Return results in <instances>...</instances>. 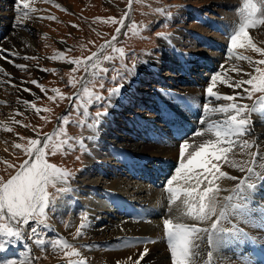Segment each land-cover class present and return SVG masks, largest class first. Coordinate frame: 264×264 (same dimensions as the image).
Instances as JSON below:
<instances>
[{
  "label": "rangeland",
  "instance_id": "obj_1",
  "mask_svg": "<svg viewBox=\"0 0 264 264\" xmlns=\"http://www.w3.org/2000/svg\"><path fill=\"white\" fill-rule=\"evenodd\" d=\"M15 4L16 0L11 2L9 7L3 4L2 7L0 6L1 26L4 27L7 20L9 23L8 27L4 28L2 36H0V46L6 48L10 53L13 51L18 53V56H12L9 54L8 58L17 64L25 65L26 70L18 69L14 67L13 63H11L6 69V72L11 75V83L8 82V77L5 73L0 72V81H4L3 83H0V177L6 179L9 174L13 172V169L7 168V164L18 166L28 158L23 151L13 148L12 145L14 143L28 146L29 139H42L46 134L53 136V140L56 142L74 137L75 139L70 142L76 145V150L69 151L67 155H64L61 152L57 153L55 156L48 155L46 157L49 163L56 164L61 169L70 171L72 175L69 177L67 185L57 183V187L66 186L70 190L64 193H56L55 203L50 205L47 210L46 223L48 227L41 228L40 230L41 235H43L45 240L43 247H37L32 240L28 238L32 226L30 224L28 228L24 229V235L22 237H0V239H6L8 242L6 249L0 252V261H15L16 264H29V262H32V264H68L70 260L73 262L76 261L80 255L69 258L63 255L64 251L75 250L80 253L85 247H87L85 246V243L86 245H89V243H93L96 240L97 242H102V239L96 238L102 236L101 234H103L102 232L104 228L109 227V232L106 233V235L116 234L115 232L120 230L115 229L114 231L113 227L115 225L119 226L118 222L125 221L127 218H133L124 213H119V209H136L139 212L138 214H140V217H134L135 220L139 221H132L135 224L143 222L146 225L148 223L147 221L156 224L165 219L167 215H171V213L168 212L169 195L166 192L167 180L175 174V169L179 166L180 160L168 162L167 157L165 158V156H160L162 158L159 159L156 152L151 150L149 151V154H154V156L157 157L152 161H148L144 164L141 163V157L145 153H136L133 150V146H135L137 140H135V136L132 137L133 135L130 133V130L132 131V128L136 127L130 123V120L132 122L135 121V123L142 122L144 119L140 118L138 115H141L142 113V115H145L144 111L149 109L152 104L157 103L155 94L157 92L162 93L161 90L163 88L172 90L169 91L171 92L169 95H177L173 93V90L182 92L186 87H198L197 84L195 86L193 83L186 84L181 81V76H189L191 73L195 72L193 77H202L208 82L211 79L210 76L217 73L218 70L220 71L221 69L220 72H222L221 66L224 64V60H229L230 63V60H233L234 63L238 62L235 59H229L227 51L220 60H213L215 62L217 61L216 64L219 65L217 66V69L213 68V70H211V66L209 65L210 62L204 61L203 64L192 65V69L189 73L183 74L177 67V64H181L182 60L173 56L182 51V53L188 54L187 50H190L192 47L200 51L211 50L212 53L218 51L216 48L204 47V43L201 42L198 45V36H194L190 30L202 33L203 36L205 33V37L208 36L209 38H212L214 35H219V40L224 43L226 42L225 45H227L228 49L230 46L228 38L231 33L226 34L223 31L227 29L229 22L240 23L242 21L243 17L241 9L243 7V0H133L131 8H129L128 0H53L51 3L43 2V0H36V3L33 6L38 9V13L35 12V14H31V20H29L30 18L26 19L22 25L19 26L15 23L17 16ZM56 4H59L61 7L57 8L55 6ZM62 9H66L67 11ZM10 11L16 14V16H13L12 19L10 18L9 20L6 18V13ZM125 11L130 13L129 17L125 20L126 28L121 30V34L115 43L117 47L125 50V63L129 66H131L133 62L136 63L133 74L124 81V85L126 82L135 79L136 88L138 89L137 91L142 96H137L138 93L134 94L131 88H127V85L131 84L128 82L121 94L132 91L130 94L134 95H131L132 97L126 101H123L124 98H122L124 94H119L113 98L111 104L115 99L117 102L121 103V105L123 104L124 107H122L124 109L120 110L121 105L118 107L117 104L115 107L112 105L114 108L111 111V106L109 107L107 105L95 103L91 105L88 104L89 97L83 91L85 87L84 82L81 81L77 83L74 88L69 86L68 81L70 77L74 76L79 81L80 77L85 75L83 69L73 73L71 71L73 65L67 63L66 60L61 59L53 61L50 57L61 52L64 53L67 59L83 58L91 55L92 52L98 50L101 44L106 40H111L112 36L116 34L115 29L116 27H119V25L106 21H108L109 18H116L119 20L124 16ZM232 12L234 13V16L230 20L229 15L232 14ZM198 14L204 20V24L201 23L202 20L197 16ZM40 16H52L55 19H37V17ZM209 17L210 21L212 20L209 24H212L213 27L207 29V19ZM97 18H99V20ZM213 21H215V23H212ZM217 23L218 26L215 25ZM73 25H76L77 27H73ZM133 25H135V27H133ZM193 25L196 28L191 29ZM201 27L203 31L201 30ZM125 31L128 32L127 36L124 35ZM208 32L209 34H207ZM249 33L250 37L254 38V42L258 46L264 48V43H262V41H264V26L250 29ZM174 34H178L180 43H186V46L183 47L182 45V48L180 47L182 51L179 53L178 51H175L174 48H164L161 45V40L163 38H167L170 35L173 37ZM193 37L196 38L193 39ZM189 42H194V44L191 45ZM179 46L180 45L177 47ZM26 56L36 57V59L26 60L24 59ZM188 57L195 62V58L191 55L188 54ZM261 58L264 57L259 55V59ZM152 60L159 61L163 67L159 71H152L149 62H147ZM141 62H143L142 66H145L144 69L141 66ZM236 65L241 69L244 68L240 61ZM104 66L111 67L109 64H105ZM260 67H264V65H261ZM43 69H47V71H44ZM141 69L143 71H141ZM246 71L248 73L252 72V66L250 65V68ZM165 74L168 75L165 76ZM222 74L225 75L226 73ZM111 75L112 74L109 73V78L105 81V87L103 90L94 89L91 84H88L89 92L94 93L99 90L105 97H107V89L113 87V84L110 82ZM186 76L183 78H186ZM140 77L141 82H139ZM241 77L243 76L240 75L238 80ZM86 79L90 80L91 77L88 76ZM32 80H37L48 91L46 93L41 92L36 85L30 83ZM124 85L120 91L124 88ZM134 86L135 84L133 87ZM244 87L248 88L249 86L245 85ZM23 88H29L31 94L29 92H24L22 90ZM51 89H58L65 97L76 94L80 99H74L71 103L67 98L63 100L57 99L56 101L49 100L48 97L54 94ZM236 90L239 92V89ZM202 91L203 90H201V92ZM237 91L232 94L225 93L227 95H234L238 93ZM239 93H242V89ZM187 94L190 95L189 93ZM260 95L261 94L257 93L253 97V100ZM37 97H39V99H37ZM150 98L154 100V102L151 101ZM207 98L208 97H206V99ZM28 99L29 101L34 102L36 107L40 109L39 114L20 102ZM243 100L247 105L251 104V100L247 98ZM126 102L132 103L125 104ZM217 103H219V101H217ZM102 107H107V112L111 111L109 115L113 118L112 121H114L115 126L110 127L105 124L108 128L104 127L99 130L103 133H105L103 131L104 129H106L108 133H111L109 131L115 130L114 134L117 132L119 135H122L121 137L114 136L116 137L115 142L116 140H120L115 144L118 146L125 144L124 147L117 146L113 150L106 149L105 147L103 153L106 155L113 153L123 156L131 153L134 156L133 162H120L118 164L119 166L116 167H105L102 165V162H97L96 164L98 167H95V165L93 166L92 164L97 157L92 156L90 152L93 147H98L100 144H94L92 146V142L85 139L84 142L89 151L82 152L79 149L78 141H80L81 138H87L88 136H93L92 134L98 133V129L95 127L94 123L95 114L97 111H103L104 109ZM45 109H48V111H45ZM192 109L187 107L184 110L189 112ZM85 110H87V116L84 114ZM118 111L120 112L118 114L119 116H116ZM263 114L264 113L261 112V109L252 113L253 116H262ZM115 116L116 118L114 120ZM61 117H66L67 123L62 121ZM128 117L130 119H128ZM15 121H20V123L17 124ZM5 122L9 125L8 127L6 125L3 126ZM149 122L151 124L160 123L161 119L151 118ZM90 123L93 124L91 129L88 128V124ZM143 123H146V121H143ZM100 124L103 125V117ZM24 125H27L28 127H24ZM116 125H118L117 128H115ZM256 125L258 126V124ZM198 127L200 128L201 126ZM7 128H12V131H7ZM162 130L165 129H154L153 133L157 134L155 131L162 133ZM253 130L255 131V129ZM166 135L171 136V133L166 132ZM19 137H24L25 139L21 140ZM111 138L112 137H110V139ZM187 139H189V137H185L183 142L187 141ZM111 140H113V138ZM176 147L179 148L178 145H174L175 150H177ZM77 157H79V159H77ZM126 167L131 169L129 173L127 172ZM106 168H109V174H102V172L100 174V172H98L99 169L103 170ZM262 168L260 174H264V167ZM133 170H135L136 173L132 174ZM167 171L170 172L167 173ZM165 173L167 175H163ZM230 173L233 174L231 171ZM149 176L150 179H147ZM233 176L238 178V175L236 174H233ZM244 177H250V175H245ZM244 177L242 180L245 179ZM154 178L155 180L153 181ZM158 178H160V182L155 185L156 179ZM76 179L83 180H80L83 186H87L92 182L97 183L98 187L93 189V185L90 184L88 188H85L80 186V184L76 182ZM225 179H221L217 182L220 188L222 184L230 185L227 187L224 186L222 193L230 189V187H232L237 181ZM250 181L255 187L257 186L256 190L260 187L258 190L262 191L260 192L262 193L260 194V197L263 199V204H261L259 208L263 210L264 181H261V186H258V176L256 175H251ZM113 183H117L116 189H109L108 186ZM145 185H147V187ZM104 189L108 194L101 191ZM48 191L50 193H55V189L51 187H49ZM156 191H158V193ZM242 193L239 195L243 198H246L249 195L247 191H245L246 195ZM96 194L101 195V197H98ZM109 194L113 196L112 199H109ZM94 198L100 199L94 201ZM218 199L221 198L218 197ZM102 202L103 204L101 206L97 205V203ZM105 210L110 211L105 212ZM85 214L88 217L87 223L89 226L84 229L83 235L77 237L76 229L80 226L81 219ZM115 214L117 215L115 216ZM118 214L121 218L118 217ZM171 217L169 216V218ZM113 219L116 223H112ZM102 220L109 221L101 224ZM98 222H100L101 226H97ZM160 224L162 225V223ZM137 226L138 225H134V228L130 229L135 230ZM91 228H94L95 231H91ZM96 229L99 231H96ZM119 236L120 233H117V237ZM126 236L131 235H128L127 233L121 235L120 240L122 243L129 241ZM57 239L73 245V249H53L50 246L49 241L56 242ZM159 243L161 244V246L158 245L160 249L166 251L165 243L163 241H155V244ZM98 246L105 248L102 243H99ZM29 249H31V252H29ZM9 252H13L14 254L6 257L5 254ZM37 257L38 259H36ZM112 258L114 257L108 256L106 260Z\"/></svg>",
  "mask_w": 264,
  "mask_h": 264
},
{
  "label": "snow or ice",
  "instance_id": "obj_2",
  "mask_svg": "<svg viewBox=\"0 0 264 264\" xmlns=\"http://www.w3.org/2000/svg\"><path fill=\"white\" fill-rule=\"evenodd\" d=\"M43 2L51 3L53 0H43ZM36 0H16L15 8L17 12L15 23L22 25L23 21L30 18L31 13L38 11L33 5ZM133 0H128L129 8ZM57 8L61 6L55 5ZM67 11L66 9H62ZM163 11V10H162ZM242 21L233 34L230 35V46L228 48V58L237 61H245L252 66L253 71L250 73H243V69L233 64L231 68L224 69L225 72H235L237 74L248 75V79L234 80L231 76H223L221 72L211 76L210 82L206 88V96L209 98L204 107L205 114L220 115L223 119L211 120L207 126L193 135V142L185 141L179 146L180 163L175 169V174L167 180L166 192L169 195L168 212H177V215L171 218L163 219V233L167 238L168 247L170 249L171 264H198L201 259V244L198 241H204L207 237L208 251L206 253L207 260L203 264H213L214 253L212 251V236L214 234H227L235 232L238 227L232 223L229 218L234 215V209L238 207V203L231 204L233 197L226 196L222 200L218 199L220 192L223 191L218 186V181L221 179H230L236 181V176H230L227 172L221 170L223 164L236 168L238 165L233 162L231 155L234 154L235 149L239 148L241 152L245 149L254 147V144L248 140H241V137L247 135L248 126L251 123V115L260 108H264V58L254 60L251 55L245 54L246 52L257 53L264 57V48L258 46L254 42V38L250 37L249 30L264 26V0H243V7L241 9ZM130 13L125 11L124 16L119 20L116 18H109L106 22L118 24L119 27L115 29V35L111 40H106L101 44L97 51L92 52L91 55L83 58L67 59L64 53H58L50 57L53 61L64 59L67 63L73 65L71 71L73 73L83 69L85 75L80 77L78 81L74 76L69 78L68 84L70 87H76L79 82H84V93L88 95V104L91 105L101 104L111 106L113 98L119 95L120 89L124 85L131 74H133L136 63L133 62L131 66L124 62L125 50L116 46L121 30L126 28L125 20L129 17ZM37 19H55L52 16L37 17ZM99 20V18H97ZM73 27H77L73 25ZM135 27V25H133ZM124 35L127 36L128 32L125 31ZM264 43V41H262ZM237 49L244 50L243 52L235 51ZM8 51L7 49L0 48V59H7L2 53ZM10 55L18 56L15 51ZM26 60L36 59V57L26 56ZM14 67L26 70L23 64H17L14 61ZM105 64L111 67H105ZM223 69V65L221 66ZM47 71V69H43ZM0 72H4L8 77V82L11 83V75L5 69L0 67ZM111 73L110 82L113 87L107 89V97L101 91L105 87V81L109 78ZM88 76L91 79H86ZM4 81H0L3 83ZM31 84L36 85L41 92L48 90L43 87L37 80L30 81ZM88 84H91L94 89H99L94 93H90ZM217 85H226L231 88L235 93L236 89H242V93L234 95H225L214 90ZM248 85V88L244 86ZM24 92H29V88H23ZM54 93L48 99L56 101L57 99L63 100L67 98L71 103L74 99L79 100L80 97L76 94L73 96L65 97L58 89H51ZM261 94L253 100L257 94ZM34 95V94H33ZM253 100L252 105L240 104L236 101L238 99ZM39 99V97H37ZM225 100L230 103L218 104L214 107L210 106L212 101ZM24 105L35 110L38 114L40 109L32 101H20ZM103 111H97L95 114V127L98 129L102 117L107 113V107H102ZM48 111V109H45ZM19 114V113H18ZM88 115L87 110L84 113ZM43 118V117H41ZM61 120L67 123L66 117H61ZM19 124L20 121H15ZM24 127H28L24 125ZM93 124H88V128H92ZM11 132L12 128H7ZM199 142L195 137H205ZM94 136L81 138L78 141L79 149L82 152H88L89 149L84 140L92 142ZM21 140L24 137H19ZM74 137L69 139L60 140L56 142L53 136L45 135L42 139H29L28 146L20 143H14L12 146L15 149H20L28 157L20 165L7 164L8 169H13L8 178L0 177V237H22L24 229L28 228L31 224L29 231V239L37 247H43L45 240L41 235V228L48 227L47 210L50 205L55 203V194L64 193L70 189L66 186L57 187V183L67 185L69 177L72 173L66 169H61L56 164L49 163L46 157L48 155L55 156L57 153L67 155L69 151H75L76 145L71 143ZM191 149V151H189ZM187 153V154H186ZM252 160H256L260 156L259 152L249 153ZM79 159V157H77ZM241 172H253V168L245 169L239 166ZM264 179V177H258ZM250 181V177H245L240 180L236 187L231 191L239 198L240 193L244 191L245 186L248 189H253L255 185ZM180 185V187H173V185ZM49 187L55 189V193L48 191ZM179 202V203H177ZM175 206V209L173 208ZM188 217L195 221L207 224L206 227H198L195 224H188L180 222L182 218ZM88 217L85 214L80 226L76 229V236L79 237L84 234V229L89 225L87 223ZM175 221V222H174ZM225 223L230 225L226 227ZM7 240L0 239V252L4 251L7 247ZM139 243H155V241H137ZM53 249H73V245L66 241L56 242L49 241ZM150 249L144 247L142 251L137 254V258L129 256L124 261H116V264H141V261L149 254ZM31 252V249H29ZM65 257L79 256L78 251H64ZM38 259V257L36 258ZM0 264H16L15 261H0ZM32 264V262H29ZM69 264H87L85 259L78 261H69Z\"/></svg>",
  "mask_w": 264,
  "mask_h": 264
},
{
  "label": "bare ground",
  "instance_id": "obj_3",
  "mask_svg": "<svg viewBox=\"0 0 264 264\" xmlns=\"http://www.w3.org/2000/svg\"><path fill=\"white\" fill-rule=\"evenodd\" d=\"M13 1L14 0H0V6L2 7V4H3L7 7H9L11 5V2H13ZM31 14H33V13H31ZM31 14H30V16H31ZM13 16H16V14L12 13V11L6 13V18L9 20H10V18L12 19ZM197 16H199V14ZM233 16H234V13L232 12V14L229 15L230 20ZM31 18L29 20H31ZM199 18L202 20V21L200 20L201 23L204 24V20L202 19V17L199 16ZM205 18H207V17H205ZM34 20H36V19H34ZM207 21H208V25L207 26L205 25V26L207 27V29H210V27H213L212 24H209V22H211L212 20L210 21V17H209L207 19ZM212 23H215V21H213ZM8 25H9L8 20L4 24V27L1 26V24H0V36H2V34L4 32V28L8 27ZM215 25L218 26V23ZM238 25H239L238 22L233 23L231 21V23L230 22L228 23L227 29L223 32L226 34H230V33L233 34L234 31L236 30V28L238 27ZM194 28H196V27L193 25L191 27V29H194ZM201 30H202V27H201ZM211 30H213V29H211ZM220 30H221V28H220ZM190 32L193 33L194 36H198V40H197L199 42V43H197L198 45L201 42V43H204L203 44L204 47L206 46V48H216L218 51L212 53L211 50L200 51V50H196L194 47H192L190 50H187V52L189 55H191L193 58H195V62H193V60H191L188 57L187 53H182L183 51L180 49V47L182 48V45H183V47L186 46V43L182 44L179 42L180 39L178 37V34H174L173 37H171V35H170L167 38L166 37L163 38L161 40V45L164 48L165 47L174 48V50L178 51V53L182 51L181 53L173 56V57H177L179 60H182L181 64H179V65L177 64L179 71L182 72L183 74L189 73V71L192 69V65L203 64L204 61L210 62L209 65L211 66V68H210L211 70H213V68L217 69V66H219V65L216 64L217 61L215 62L213 60H216V59L220 60L225 55V52L228 51L227 45H225L226 42L224 43L221 40H219V35L218 36L214 35L212 38H209L208 36H206V37H208V38H206L205 33L203 36L202 33L196 32L195 30L194 31L190 30ZM223 32H222V34H223ZM207 34H209V32ZM180 35H181V33H180ZM230 35H229V37H230ZM221 36H223V35H221ZM194 38H196V37H193V39ZM224 41H226V40H224ZM229 41H230V39L228 38V43H229ZM189 43L191 45L194 44V42H189ZM178 45H180V46L177 47ZM0 48L6 49L2 46H0ZM169 51H166V52H169ZM235 51L243 52L244 50L237 49ZM9 54H10V51H6V52L2 53V55L6 56L7 59H0V67H2L5 70L11 64L8 62V61H11L8 58ZM245 54L251 55L254 60L259 59V54H257V53L246 52ZM196 58H197V60H196ZM230 61H231V63L229 62V60H224L221 75H223V76H229L230 75L234 80H238L240 75L243 76L240 79H248L249 78L248 75L243 74V73H248L246 70L250 68V65L245 61H240L242 63V66H244L243 73L237 74L235 72H230V71L225 72L224 69H229V68H231V66L233 64H237L239 62L238 61L237 63H234L233 60H230ZM147 62H149L152 71H159L163 67L162 64L159 63V61L152 60V61H147ZM142 63L143 62H141V66H142ZM170 67H172V66H170ZM142 68L144 69L145 66H142ZM141 71H143V70L141 69ZM220 71H221V69H220ZM222 73H226V74L224 75ZM194 74H195V72L191 73L189 76L184 75L183 77L186 76V78H183L181 76L180 80L185 82L186 84L193 83V85H195V86L197 84L198 87H193V88H190L191 86L186 87V88H184V91H182V92H178L177 90H173V93H175L177 95H169L171 93L169 91H172V90L163 88L161 90L162 93L157 92L155 94L157 103L152 104V106H150L149 109H146L144 111L145 115H142L143 113L141 115H138L140 118L144 119L143 121H146V123H143V121L140 123H135V121H133L134 122L133 123L130 120V123L136 127V128H132V131L130 130V133L133 135L132 137L135 136V140H137L135 146H133V150L136 153H138V152L142 153L143 152L146 154V155L143 154V156L141 157V159H142V160H140L141 163L144 164L148 161H152L157 156L159 157V159L162 158L160 156H165V158L167 157L168 162H173L174 160H176V161L180 160L181 158L179 156V148L176 147L177 150H175L174 145H178V147H179V145L181 143H183L185 137H189V139H187V141L189 143H192L193 142V136L192 135L203 130L207 126L208 122H210L211 120L223 119V117L220 115L205 114L203 106L205 105L206 101L209 99V98L206 99L207 96L205 94H206V88H207L210 81L207 82V80L205 78H202V77H199V78L196 77L195 78V77H193ZM167 75L165 74V76H167ZM142 76H144V75H142ZM189 77H191V78H189ZM156 78H157V76H156ZM133 81L132 80L128 81L131 84L127 85V88H129V89L131 88V90L134 92V94L138 93L137 94V96H138L140 94L137 91L138 89L136 88L135 79H133ZM128 82H126L125 85ZM139 82H141V77H140ZM134 84H135V86L133 87ZM125 85L119 94H121V92L125 89ZM201 90H203V91L201 92ZM214 90L220 92L221 94H225V95H227L226 93H229V94L234 93L233 90L231 88L227 87L226 85H217V87ZM132 91H130L129 93L124 92L123 93L124 95L121 94V95H123L122 98H124L123 101L128 100L130 97H132L134 95V94L133 95L130 94ZM235 91H237V90H235ZM240 91H241V89H239V92ZM186 92L189 93L190 95H188ZM241 94H243V93H241ZM140 96H142V95H140ZM23 97H26V96H23ZM150 100L154 102V100H152L151 98H150ZM28 101H29V99H28ZM236 102L240 103V104H246L243 99L242 100L238 99ZM252 102H253V100H251L250 105H252ZM129 103H132V102H129ZM129 103L126 102L125 104H129ZM227 103H230V102L225 101V100H221V101H219V103H217V101L213 100L212 104L210 106L214 107L218 104H227ZM117 104H118V107H120L121 103L117 102V100L114 99V102L111 104V107H112L111 111L113 110V108ZM21 106H23V105H21ZM122 106H123V104L121 105L120 110L124 109L123 108L124 106L123 107ZM187 107H190L191 109L194 108V109L187 112V110H184ZM116 109H117V107H116ZM260 109H261V112L264 113V110H263L264 108H260ZM111 111L107 112L106 115L103 116V125L100 124V126L98 127V131H97L98 133L92 134L94 136L93 140H92V146L94 144H96V145L100 144V145H98V147L95 146L92 148V146H91L92 151L90 148L91 155L94 157H97L96 159H94V163L92 164L93 166L95 165V167L96 166L98 167V165L96 164L97 162L98 163L102 162V165L105 167H114V166L116 167V166H119L118 164L120 162L131 163V162H133V159H134V156L131 153H128L126 156L113 154V153L107 154L108 155L107 156L105 153H103L104 152L103 149H105V147H106V149H110V150H113L115 147H117L118 145H116L115 143L119 142L120 140H116V142H115V138L122 136V135H119L117 132H116V134H114L115 130L109 131V132L113 133L114 135L111 133H108V131L106 129L103 130L105 133H103V132H101V130H99V129H103L106 126H110V127L115 126L114 121H112L113 118L109 115V113ZM119 111L117 112L116 116H119L118 115L120 113ZM116 116L114 117V120H115ZM151 118L152 119H156V118L161 119V122L151 124L149 122ZM128 119H130V118L128 117ZM105 124H106V126H105ZM161 124H163V125H161ZM256 124H258V126ZM5 125L7 127L9 126L8 124H6V122L3 124V126H5ZM10 126H11V124H10ZM117 126L118 125H116L115 128H117ZM198 126H201V127L199 128ZM106 128H108V127H106ZM154 129H156V130L165 129V130H162L163 131L162 133L155 131L157 133V134H155V133H153ZM166 129H169V130H166ZM253 129H255V131ZM147 130H148V132H147ZM149 131H150V133H149ZM166 132L167 133L170 132L171 136H167ZM115 135H116V137H114ZM106 137L108 138V140ZM110 137H112L113 140H111L112 138L110 139ZM207 138H209L208 135H206L205 137H195V140L197 142H199V141H201L203 139H207ZM241 140H248L249 142L254 144V147H252L250 149H245L243 152H241V150L239 148L235 149L234 154L231 155V159L233 160L234 163H236L238 165L236 168H233V167L229 166L228 164L222 165V167H221L222 171L227 172L230 176H233V174H236V175H238V179H237L236 183L232 187H230V189H228L226 192L222 193V191H221L220 196H219V198H221V200L223 197L232 196L233 199L230 203L231 204L238 203V207H236L234 209V215L229 217L232 220V223L238 227V230L235 232L227 233V234H214L212 236V251L214 253L213 264H264V209L261 210L259 208V206L261 204H263V199H261L262 197H260L261 196L260 194H262L260 192H262V191L258 190V188H260V187H258L256 190L257 186L254 187L253 189H248L245 186L242 194L246 195L245 191H247L249 195L246 198L241 197L239 194L238 195L240 198H238L231 191L232 189H234L236 187L237 183H239L240 180H242V178L245 175H247V176L250 175V177H251V175H256L258 177H264V174H260L261 168L264 167V114L262 116H253V115L251 116V123L248 126V133H247V135L241 137ZM124 145L125 144H122L120 146L124 147ZM120 146H118V147H120ZM99 147H101V148H99ZM98 148H99V150H98ZM151 150H154L156 152L157 156H154V154H149V151H151ZM189 150L191 151V149H189ZM251 152H259L260 156H258L256 158V160H252L251 156L249 155V153H251ZM175 153H176V158H175ZM129 156H130V158H129ZM170 156H171V158H170ZM102 158H104V159H102ZM169 159H170V161H169ZM164 162H166V161H164ZM239 166H243V167H245V169L253 168L254 170L252 173H249L247 171L241 172L239 170ZM126 168H127V172L129 173V171H131V169H129L128 167H126ZM230 171L233 174H231ZM98 172H100V174H101V172H102V174H107V173L109 174L110 170H109V168H106L103 170L99 169ZM127 172H124V173H127ZM169 172L170 171H167V173H169ZM134 173H136L135 170H133L132 174H134ZM163 175H167V174L165 173ZM147 179H150V176ZM80 180L81 179H76V182L78 184H80V186H83L81 184V181H83V180H81V181ZM154 180H155V178L153 179V181ZM259 181H260V183H259ZM261 181H264V179L258 178V183H257L258 186H261L260 185ZM159 182H160V178L156 179L155 185H157V183H159ZM247 182H251V181H246V183ZM90 184L93 185L92 186L93 189H96L98 187L97 183H92V182L89 183V185L83 186V187L88 188L90 186ZM116 184L117 183H113V184L109 185L108 188L109 189L110 188L116 189ZM228 185L229 184H222L221 188L223 189L224 186L227 187ZM145 186L147 187V185H145ZM173 187H180V185L174 184ZM101 191H103L105 194L107 193V191H105V189L101 190ZM156 192L158 193V191H156ZM156 194H155V197H156ZM96 195L98 197H101V195H99V194H96ZM110 198L112 199L113 196H111L109 194V199ZM98 199H100V198H94L93 200L96 201ZM153 199H154V197H153ZM98 202H100V201H98ZM177 203H179V202H177ZM102 204H103V202L97 203V205H100V206ZM105 207H107V206H105ZM173 208L175 209V206H173ZM108 211H110V210H105V212H108ZM118 212L124 213L125 215H128V216H132L133 218H127V220H125V221L118 222L119 226L115 225L113 227L114 231H115V229L120 230V231L115 232L116 234L106 235V233L109 232V230H108L109 227L104 228L103 232H102L103 234H101L102 236L100 238H96V239H102L101 240L102 242H97V240H96L93 243L91 242L92 244L89 243V245L88 244L86 245V243H85V246H87V247H85L84 250H82L80 252V256L78 258L74 257V258H77L76 261H78L80 259H85L87 264H116V261H118V260L124 261L129 256H132L134 259L137 258V254L140 251H142L144 247H148L150 249L149 254L144 258V260L141 261V264H171V259L169 256L170 249L168 247L167 238L165 237V235L163 233V225L160 224V223H162L163 220H161L160 223H156V224L152 223V222L150 223L149 221H147L148 223L146 225L143 222L140 224H135L132 221H136V222H139V221L135 220L134 217H136V218L140 217V214H138L139 212L136 209H134V208H132V209H130V208L119 209ZM177 214H178L177 212L173 211L171 213V215L170 214L167 215L166 218H169V216L171 217V216H174ZM91 215H93V214H91ZM116 215L117 214H115V216ZM118 217L121 218L119 216V214H118ZM122 217H123V215H122ZM108 221L109 220H106V221L102 220L101 224H104V222H108ZM112 221H113L112 223H116L114 221V219ZM180 222L188 223V224H195L198 227H206L207 226V224H205V223L195 221V220L190 219L188 217L182 218V220ZM101 224H100V222H98L97 226H101ZM134 225H138L139 227L137 226V228L135 230H131L130 228H134ZM225 226L230 227V225H228L227 223H225ZM127 228H129V229H127ZM124 229H126V230H124ZM91 231H95V229L91 228ZM96 231H99V230L96 229ZM117 233H120L119 237H117ZM124 233H127L128 235H131V236H126V238L129 239V241L122 243L120 240V237ZM161 240L166 245V247H165L166 251L160 249V247L158 246V245L161 246L160 243L159 244L154 243V245H153V243H148V244L147 243L146 244L145 243H139V244L136 243L137 241H141V242H144V241L162 242ZM99 243H102L105 248L98 246ZM198 243L201 244V248H200L201 259L198 260V264H203V261L207 260V256H206V253L208 251L207 237L205 236L204 241H198ZM136 245H140V246H136ZM13 254H14L13 252L12 253L9 252V253H6L5 256L7 257L8 255H13ZM108 256H111L114 258H112L110 260H106Z\"/></svg>",
  "mask_w": 264,
  "mask_h": 264
}]
</instances>
